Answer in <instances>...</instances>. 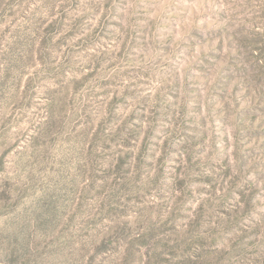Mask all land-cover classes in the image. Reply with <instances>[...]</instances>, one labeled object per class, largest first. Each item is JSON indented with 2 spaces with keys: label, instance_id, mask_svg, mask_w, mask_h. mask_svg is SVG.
I'll return each instance as SVG.
<instances>
[{
  "label": "rangeland",
  "instance_id": "obj_1",
  "mask_svg": "<svg viewBox=\"0 0 264 264\" xmlns=\"http://www.w3.org/2000/svg\"><path fill=\"white\" fill-rule=\"evenodd\" d=\"M0 264H264V0H0Z\"/></svg>",
  "mask_w": 264,
  "mask_h": 264
}]
</instances>
